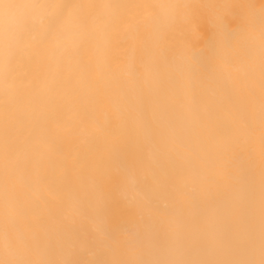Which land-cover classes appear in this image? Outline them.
I'll return each mask as SVG.
<instances>
[{
	"label": "clouds",
	"instance_id": "clouds-1",
	"mask_svg": "<svg viewBox=\"0 0 264 264\" xmlns=\"http://www.w3.org/2000/svg\"><path fill=\"white\" fill-rule=\"evenodd\" d=\"M0 264H264V0H0Z\"/></svg>",
	"mask_w": 264,
	"mask_h": 264
}]
</instances>
